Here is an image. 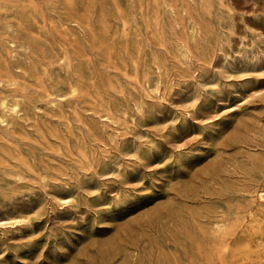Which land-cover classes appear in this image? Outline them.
<instances>
[{
    "label": "rangeland",
    "instance_id": "rangeland-1",
    "mask_svg": "<svg viewBox=\"0 0 264 264\" xmlns=\"http://www.w3.org/2000/svg\"><path fill=\"white\" fill-rule=\"evenodd\" d=\"M263 194L264 0H0V264H264Z\"/></svg>",
    "mask_w": 264,
    "mask_h": 264
},
{
    "label": "bare ground",
    "instance_id": "bare-ground-1",
    "mask_svg": "<svg viewBox=\"0 0 264 264\" xmlns=\"http://www.w3.org/2000/svg\"><path fill=\"white\" fill-rule=\"evenodd\" d=\"M77 21V20H76ZM15 45V44H14ZM71 85V84H70ZM85 94V93H84ZM45 111V110H44ZM25 112V111H24ZM73 138V137H72ZM4 139V138H3ZM242 141V140H241ZM49 158V157H48ZM54 162V161H53ZM78 162V161H77ZM23 163V162H22ZM25 163V162H24ZM82 171V170H81ZM53 177V176H52ZM264 195V194H263ZM262 195V196H263ZM166 206V205H165ZM179 212V211H178ZM222 215V214H221ZM219 222H217L218 228H221V225L218 224ZM229 224V223H228ZM207 225V224H206ZM229 227V226H228ZM231 227V226H230ZM225 228V227H224ZM228 230V229H227ZM221 231V230H220ZM222 232V231H221ZM230 233V232H229ZM221 235V234H220ZM228 236V235H227ZM232 236V235H231ZM239 245V244H238ZM227 247V245H225V248ZM215 251V250H214ZM209 255V254H208ZM209 261V260H208ZM223 261V260H222Z\"/></svg>",
    "mask_w": 264,
    "mask_h": 264
}]
</instances>
